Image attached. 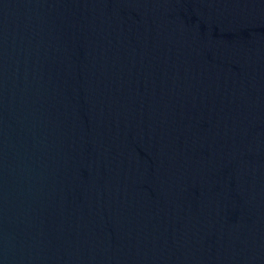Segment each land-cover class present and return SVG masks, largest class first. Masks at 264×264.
<instances>
[{"label": "water", "instance_id": "water-1", "mask_svg": "<svg viewBox=\"0 0 264 264\" xmlns=\"http://www.w3.org/2000/svg\"><path fill=\"white\" fill-rule=\"evenodd\" d=\"M0 264H264V0H0Z\"/></svg>", "mask_w": 264, "mask_h": 264}]
</instances>
